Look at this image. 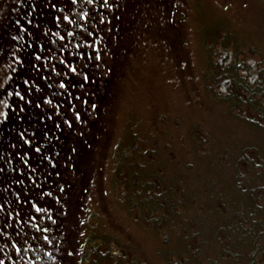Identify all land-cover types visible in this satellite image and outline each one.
<instances>
[{"label": "rangeland", "instance_id": "obj_1", "mask_svg": "<svg viewBox=\"0 0 264 264\" xmlns=\"http://www.w3.org/2000/svg\"><path fill=\"white\" fill-rule=\"evenodd\" d=\"M45 2L0 0V52L8 49L10 35L19 31L17 20L28 29L19 33L23 39L18 48L24 41H36L40 30L49 37L50 28L57 31L51 26L50 10L43 7ZM98 3L94 0L89 6L86 0H78L71 13L62 10L73 21L70 28L74 37H66L69 46L54 61L68 87L53 100L52 107L59 100V117L67 113L72 118L71 102L87 121L84 137L76 136L63 124L58 130L52 121L40 123L37 116L42 110L27 106L22 120L9 111L6 123L0 124V155L10 161L6 165L0 161V166L6 168V173L0 174V192L19 212L20 206L13 199L24 208L29 205L17 188L23 189V195L33 189L39 203H32L42 208L32 219L21 220L17 216L16 222L9 221L4 231L9 232V241L13 232L31 247L37 235L55 237L61 264H183L175 256L176 230L158 228L151 224L152 218L147 223L146 212L141 208L134 213L132 199L137 195L132 191L129 171L134 168L133 162L143 163L146 165L142 171L146 173L165 170L171 174L176 170L180 178H189L191 171L185 166L193 163L189 152L193 148L189 133L193 132L215 149L216 145L228 146L229 140L249 144L253 130L241 119L228 116L225 106L214 96L222 89L218 87L219 79L215 75L204 76L206 52L215 55L222 47L220 35L224 36V32L220 29L226 27L239 41L238 59L254 68L259 58L264 59V0H112L113 8L108 12ZM81 14L89 19L78 21ZM28 20L32 23L28 24ZM88 32L92 34L88 40L79 35ZM21 54L23 63L19 66L12 63L10 53L0 56V84L12 75L10 67H17L10 85L19 84L23 91L21 81L34 75L35 70L31 67V50L23 47ZM95 55L101 59L96 60ZM65 57L77 73L58 65V60ZM221 60L218 66H223L227 57ZM43 63L47 65L49 61ZM85 76L87 81L83 80ZM54 90H47L48 98L52 99ZM37 95L34 90L33 99ZM92 104L97 108L93 109ZM49 114L59 122L57 115ZM194 127L197 129L188 132ZM18 128H28L29 132L36 128L37 137L45 129L49 131L50 157L61 153L58 160L53 159L57 165L54 170L46 169L44 175L28 168L13 171L17 160L9 154L8 147L16 139ZM70 146L76 147L77 153L69 155L64 151ZM133 147L139 150L136 156L131 160L127 159L131 156L123 157V152ZM247 155L255 158L252 153ZM122 159L125 160L121 162ZM66 161L73 167H68ZM209 162L212 164V156ZM8 175L27 178L23 184L13 186ZM181 185L178 183V188ZM41 186L42 192L38 191ZM61 189H68L70 195L61 198ZM153 193L160 195L152 191V196ZM166 227L170 228V224ZM65 250L73 252V256L68 257Z\"/></svg>", "mask_w": 264, "mask_h": 264}, {"label": "trees", "instance_id": "obj_2", "mask_svg": "<svg viewBox=\"0 0 264 264\" xmlns=\"http://www.w3.org/2000/svg\"><path fill=\"white\" fill-rule=\"evenodd\" d=\"M220 31L222 47L215 55L206 52L204 76L219 79L222 89L214 95L216 100L254 135L249 144L229 140L228 146L215 149L197 131L189 133V178H180L176 170L146 173V164L133 162L129 172L137 198L132 199V209H143L147 223L152 218V225L176 230L175 256L183 264H264V59L251 69L237 57V38L226 27ZM222 57L227 60L218 66ZM138 152L133 147L123 157L131 160ZM152 191L160 195L152 196Z\"/></svg>", "mask_w": 264, "mask_h": 264}, {"label": "snow or ice", "instance_id": "obj_3", "mask_svg": "<svg viewBox=\"0 0 264 264\" xmlns=\"http://www.w3.org/2000/svg\"><path fill=\"white\" fill-rule=\"evenodd\" d=\"M78 3V0H46L43 4V7L50 10L51 13V26L52 28L57 29V31H52L49 29L51 36L47 33H43L41 31V35L37 37L36 41L29 42L24 41V44L21 47H17V44L23 38L19 36L20 32H28V29L25 28L20 20L16 21V25L18 26V32L16 35H10V44L8 49L0 52V56L11 54L12 63L19 66L23 63L22 57V48L26 47L31 50L32 56V65L31 67L35 70L34 75L24 78L21 81L23 85V91L20 90L21 85H16L15 87H11L10 81L14 80L15 74L18 71L17 67H10L9 71L12 73L9 76L8 81L4 84H0V96H5L7 98H15L17 103L13 104L9 99H0V105H2V109H0V124L6 123L9 115V111L15 112L17 114L18 120L23 119V113L25 112V106L41 109L42 111L38 114L37 119L40 123L48 120L52 121L54 128L58 130H62L61 125H66L67 128L74 132V134L80 138H83L85 135V127L87 125V121L82 118L81 112L79 110H75L71 102H69V110L74 112V117L69 118L67 113H64L62 117H59V113L56 112V108H59L61 102L59 100L56 101V107L53 106V100L58 97L63 90L68 87V84L65 78L61 75V72L58 71L57 63L54 62L55 58L60 53H65L68 45L66 37H74V30L70 28L73 24V21L69 18V15H63L62 10L68 11L71 13L73 6ZM94 3V0H86V4L91 6ZM33 10L35 11L37 5H33ZM99 8H103L105 12H108L113 8L112 0H99L98 3ZM89 12L94 14V10L89 7ZM27 15H31V12L27 13ZM89 19V16L86 14H81L78 17V21H85ZM28 24H31L32 21L28 20ZM101 23H103V18L101 17ZM37 29L39 30V26L37 25ZM30 34V33H29ZM79 35L84 40H88L92 35L90 32L88 33H79ZM54 38V39H53ZM43 40V43L39 41ZM12 49H16L13 51ZM83 52V49H81ZM75 59V57H73ZM87 59V57H86ZM96 60H100L101 57L99 55H95ZM44 60L49 61L47 65L43 63ZM58 65L62 69H66L68 72L77 73V68L72 67L68 62L67 58L59 59ZM46 69V70H45ZM55 74V75H53ZM84 81L88 80V77H83ZM40 82H44L43 86H41ZM55 89L51 92L52 99L48 98L47 90ZM35 90L38 93L37 97L33 99L32 93ZM74 99H80V97H74ZM87 103V101H85ZM91 107L93 109L97 108L96 104H92ZM8 110V111H5ZM49 112L54 113L59 117V122L53 119V115H50ZM77 124L79 126H77ZM16 139L9 145L8 152L10 155L14 156L17 160V167L13 168L14 172H19L20 168H28L32 173L40 172L42 175L46 174L45 170L48 171L54 170L57 165L53 162V159L58 160L61 157V153L57 152L54 158H51L49 153L51 151L50 148V140L47 139L50 135L49 131L45 129L40 133V136L37 137V130L33 128L31 132H29L28 128H18L15 130ZM39 141V142H38ZM67 154L71 155L77 153L78 149L74 146L68 147L66 150ZM35 159V164L32 161ZM0 161L6 165L10 161L7 156L0 155ZM68 167H73L70 161H66ZM6 173V168L0 166V174ZM57 176L60 175L59 172L56 173ZM20 175H8L7 179L10 183H13V186H17L23 184L24 179ZM65 184L68 183L67 180L63 181ZM7 191V188L4 189ZM17 191L21 193V199L29 205V207L24 208L19 200L13 199V203L20 206V211L17 212L15 208L11 207L8 204V201L4 194L0 192V234L3 237V243L0 244V264H8V261H12V264H34L33 259L27 255L29 249L25 247L26 241L24 239L13 238V240L9 241L7 239L9 232L4 231L9 226V221L13 223L16 222V217L18 216L21 220L32 219L35 213H39L42 211L41 207L37 206L39 203V196L33 194L34 190L30 189L27 195H23V189L17 188ZM40 192L43 191V186L38 190ZM61 198L64 195H70L68 189H61ZM50 196L51 193H48ZM35 200L37 203H32ZM57 216H59V211L57 212ZM49 220H52V217H48ZM36 227V225H33ZM28 229H25L27 231ZM15 231V229H12ZM43 231H47V227L43 228ZM36 239H40V236L37 235ZM45 246L49 242V237L44 235L41 241ZM7 247L9 249L8 252H4V248ZM66 254L68 257L73 256V252H68ZM45 255H49V253L45 252ZM7 257V260L3 258ZM36 260L39 257H35Z\"/></svg>", "mask_w": 264, "mask_h": 264}, {"label": "flooded vegetation", "instance_id": "obj_4", "mask_svg": "<svg viewBox=\"0 0 264 264\" xmlns=\"http://www.w3.org/2000/svg\"><path fill=\"white\" fill-rule=\"evenodd\" d=\"M11 73V72H10ZM9 78V77H8ZM7 78V81H8ZM10 83H12L10 81ZM7 97H3V99H5ZM10 100L11 103L15 104L17 103V101L15 100V98H7ZM22 236H24V234L20 233ZM44 236V235H43ZM42 234H40V239L38 241H42L43 238ZM49 237V242L47 243V246H45L42 242H38L37 240L34 241V246H28V243H25V247L29 249L27 255L29 257H31L33 259L34 264H61L60 261L62 260L60 258V253L58 252L57 247H55L54 242L56 241V238L50 235H47ZM10 241L13 240V238H18V234L14 235V233L12 232V234L10 233ZM21 239V238H19ZM52 242V243H51ZM9 249L6 248L4 250V252H8ZM47 252L49 253V255H45L44 253ZM39 257L38 260L35 259V257ZM7 260V257H3ZM8 264H12V261H8Z\"/></svg>", "mask_w": 264, "mask_h": 264}]
</instances>
